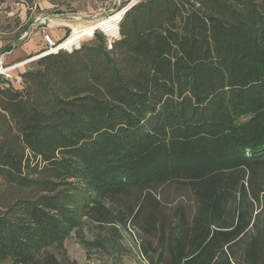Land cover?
<instances>
[{"label": "trees", "instance_id": "obj_1", "mask_svg": "<svg viewBox=\"0 0 264 264\" xmlns=\"http://www.w3.org/2000/svg\"><path fill=\"white\" fill-rule=\"evenodd\" d=\"M19 73L0 74V262L79 264L65 241L90 222L138 229L149 264H264V0H138L111 42Z\"/></svg>", "mask_w": 264, "mask_h": 264}, {"label": "rangeland", "instance_id": "obj_2", "mask_svg": "<svg viewBox=\"0 0 264 264\" xmlns=\"http://www.w3.org/2000/svg\"><path fill=\"white\" fill-rule=\"evenodd\" d=\"M38 1L37 5L29 7L17 0H0V40H3L6 45L12 43V46H19L25 40L34 39L36 34L37 38L40 37L39 46L41 50L33 54L35 57L40 52L46 50L43 33L47 31L49 26H52V29L56 31L55 34L51 31L47 32H50L60 42L65 41L71 36L74 27H85L104 19L100 24H96V28L90 36H85L80 40L81 42L87 41L93 37L96 30L102 32L105 30L107 32L106 26L108 24L119 23L122 18L120 12H123L124 8L134 0H51L53 5L48 4L47 7H41ZM74 1H77V3L72 4ZM81 3L89 5L94 10V12L91 10L88 12L90 13L89 16L95 17L86 20L79 18L78 15H81L80 13L78 15H71L74 14L73 12L77 13L79 10H82ZM50 14H68L71 16L66 17L67 20L64 22L57 21L53 23L49 20L44 21V17ZM38 18H41V20L35 23ZM107 33L108 39L116 38L113 34L111 36ZM39 57L38 55L36 58L38 59ZM0 61H2L0 66L4 67L14 64L6 61L5 54L3 53L0 55ZM20 61H23V59ZM35 61L36 59L20 67L17 71H22L25 67L31 66ZM115 226L117 227L107 226L100 229L92 223L87 222L81 233V240H84L87 245H84L80 241L75 232L66 239L65 247L69 257L77 260L79 264H149L147 257L142 251V234L139 230L130 224H116ZM97 238H104V245L93 246L91 242ZM0 264H8V262L3 261Z\"/></svg>", "mask_w": 264, "mask_h": 264}, {"label": "crops", "instance_id": "obj_3", "mask_svg": "<svg viewBox=\"0 0 264 264\" xmlns=\"http://www.w3.org/2000/svg\"><path fill=\"white\" fill-rule=\"evenodd\" d=\"M38 3L41 7H45V6L47 7L48 4L53 5L51 0H39ZM75 3H77V1H74V3L72 4H75ZM80 6L82 7V10H79L77 13H80L81 15L88 16V17H95V16H89L90 13L88 12L90 10L94 12V10L89 5H84V3H81ZM47 31H51L53 34H55L56 30H53L52 26H49ZM39 38H37V35L35 34L34 39L31 38V39L25 40L19 46L15 45L13 46L11 50L4 52L3 54H5L6 61L10 63H15L22 59L25 60V59H28L34 56L33 54H35V52L41 50V47L39 46V43H40ZM5 45H6L5 42L3 40H0V49L5 47ZM18 72H22V71H18Z\"/></svg>", "mask_w": 264, "mask_h": 264}, {"label": "built area", "instance_id": "obj_4", "mask_svg": "<svg viewBox=\"0 0 264 264\" xmlns=\"http://www.w3.org/2000/svg\"><path fill=\"white\" fill-rule=\"evenodd\" d=\"M135 2H137L136 0L130 2V4L127 6V7H130L131 5H133ZM125 7V8H127ZM119 27V26H118ZM105 32V31H104ZM107 33V32H105ZM108 34V33H107ZM108 35H111V34H108ZM118 34H114L113 36L114 37H117ZM112 36V35H111ZM69 37V36H68ZM43 39H44V42L46 44V50L43 51V52H40L38 55H43V54H46V53H49V52H53V51H58L60 49H67L65 47H62V43L63 41H60L58 42L56 40V38H54V36L50 33V32H47V31H44L43 33ZM113 39L112 38H109V42H111ZM38 55H36V57H38ZM35 56L34 57H31V58H28V59H25L23 61H20V62H16L14 63L13 65L11 66H7V67H4V66H0V74H3L5 75L8 79H10L11 81H14L16 84H21L22 82V78L20 76V73L17 71L20 67H23L24 65H27L29 64L31 61H33L34 59H37ZM2 61H0V64H1ZM31 66H27L25 67L26 68H30ZM15 71V72H13ZM17 71V72H16Z\"/></svg>", "mask_w": 264, "mask_h": 264}, {"label": "bare ground", "instance_id": "obj_5", "mask_svg": "<svg viewBox=\"0 0 264 264\" xmlns=\"http://www.w3.org/2000/svg\"><path fill=\"white\" fill-rule=\"evenodd\" d=\"M120 14L123 16L124 12H120ZM104 19L102 20H98L92 24H89V25H86L85 27H81V28H78V27H74V30L71 34V36L66 39L63 43H62V47H65V48H71L72 45H75V44H78L79 41L85 37V36H90L91 33L93 32V30L96 28V24L99 23L101 21H103ZM53 23L54 22H57L55 20L52 21ZM119 23L115 22V23H112V24H108L106 26V30L107 32H109V34H118L119 35V27H118ZM41 56V55H40Z\"/></svg>", "mask_w": 264, "mask_h": 264}, {"label": "water", "instance_id": "obj_6", "mask_svg": "<svg viewBox=\"0 0 264 264\" xmlns=\"http://www.w3.org/2000/svg\"><path fill=\"white\" fill-rule=\"evenodd\" d=\"M128 8H129V7L124 8V11H123V12H125ZM76 14L78 15L79 13H74V14H71V15H76ZM71 15H68V14H65V15L50 14V15H47V16L44 17V21H46V20H49V21H53V20H55V21H62V22H64V21L67 20L66 17L71 16ZM78 16H79V18L86 19V20H90V19H92L91 17L84 16V15H78ZM40 20H41V18L36 19L35 23H38ZM118 26H119V25H118ZM102 30H103V29H102ZM103 31H105V30H103ZM105 32H106V31H105ZM108 34H109V33H108Z\"/></svg>", "mask_w": 264, "mask_h": 264}]
</instances>
